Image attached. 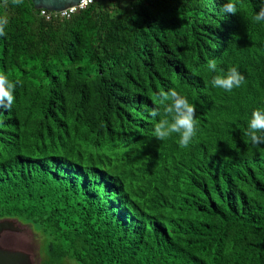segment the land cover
<instances>
[{"label": "trees", "instance_id": "1", "mask_svg": "<svg viewBox=\"0 0 264 264\" xmlns=\"http://www.w3.org/2000/svg\"><path fill=\"white\" fill-rule=\"evenodd\" d=\"M225 2L0 7V71L19 81L0 108V219L31 228L40 264H264V144L245 135L264 109V0ZM230 67L245 82L213 87ZM173 88L196 107L183 149L149 115Z\"/></svg>", "mask_w": 264, "mask_h": 264}, {"label": "clouds", "instance_id": "2", "mask_svg": "<svg viewBox=\"0 0 264 264\" xmlns=\"http://www.w3.org/2000/svg\"><path fill=\"white\" fill-rule=\"evenodd\" d=\"M9 3L14 6H20L24 3V0H3L0 7L6 8ZM221 11L227 15H235L238 12L237 3L235 0H227V2L222 4ZM254 19L256 22L264 21V6L255 14ZM7 24L8 17L0 16V36L6 35L5 27ZM207 67L210 71H217V61L210 59ZM244 82L245 76L238 68L230 67L227 72L219 70L211 83L213 87L231 92L234 88H239ZM18 83L19 81H11L5 72L0 71V108L5 111H11L14 105L16 99L14 93ZM154 104L156 107H153L149 115L154 120L160 117L154 125V137L158 140H165L173 134H177L179 136V147L182 149L189 147L198 133L195 105L190 103L186 96L181 95L174 88L168 91H159ZM245 135L249 137L253 145L264 144V109L257 108L253 110ZM20 225L25 227V230L30 228L21 223ZM31 233L33 235L31 240L34 241L36 234L32 230Z\"/></svg>", "mask_w": 264, "mask_h": 264}, {"label": "water", "instance_id": "3", "mask_svg": "<svg viewBox=\"0 0 264 264\" xmlns=\"http://www.w3.org/2000/svg\"><path fill=\"white\" fill-rule=\"evenodd\" d=\"M80 0H31L37 10L60 12L76 6ZM31 228L15 219L0 220V264H35V253L31 249Z\"/></svg>", "mask_w": 264, "mask_h": 264}, {"label": "built area", "instance_id": "4", "mask_svg": "<svg viewBox=\"0 0 264 264\" xmlns=\"http://www.w3.org/2000/svg\"><path fill=\"white\" fill-rule=\"evenodd\" d=\"M104 0H80L76 6L69 7L63 11L55 12V11H47L41 9V16L45 17L47 20L50 18V14L53 12L54 16H58L59 18H70L73 14L78 11L86 9L88 6Z\"/></svg>", "mask_w": 264, "mask_h": 264}, {"label": "rangeland", "instance_id": "5", "mask_svg": "<svg viewBox=\"0 0 264 264\" xmlns=\"http://www.w3.org/2000/svg\"><path fill=\"white\" fill-rule=\"evenodd\" d=\"M37 237V236H36ZM31 241V249L33 250V252L36 254L37 257H35V264H40L41 262V258L39 257L40 254V246H41V242L40 239H36L34 241Z\"/></svg>", "mask_w": 264, "mask_h": 264}]
</instances>
